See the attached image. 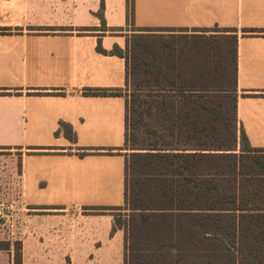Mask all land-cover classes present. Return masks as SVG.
Instances as JSON below:
<instances>
[{"label":"crops","instance_id":"obj_1","mask_svg":"<svg viewBox=\"0 0 264 264\" xmlns=\"http://www.w3.org/2000/svg\"><path fill=\"white\" fill-rule=\"evenodd\" d=\"M101 1L0 0V147L16 150L0 164V201L17 205L0 224V264H16L17 242L20 264H128L131 235L140 236L141 247L167 241L155 250L187 253L184 264H205L204 253L229 244L205 212L132 210L125 203L126 98L84 90L125 86L126 60L111 50L126 47L132 27L188 36L237 29L233 151L243 153L242 129L259 149L252 154L262 162H253L254 178L242 186L251 188L253 234L264 235V0ZM102 18L108 29L101 33L79 29ZM99 40L107 52L97 49ZM61 121L73 127L75 141Z\"/></svg>","mask_w":264,"mask_h":264},{"label":"trees","instance_id":"obj_2","mask_svg":"<svg viewBox=\"0 0 264 264\" xmlns=\"http://www.w3.org/2000/svg\"><path fill=\"white\" fill-rule=\"evenodd\" d=\"M101 3L104 6V0ZM128 19L133 21L132 6ZM101 26L103 31L108 29L104 18ZM136 29L139 31L127 37L125 49L116 44L111 50L126 60L125 86L84 90L126 98L125 147L133 150L126 160V205L132 210L205 212L211 217L212 229L220 230L222 239L229 242L222 251L204 253L205 264H264V235H254L252 231L255 215L251 188L242 186L254 178L253 162H262L252 154L259 149L250 145L242 129L243 153L233 151L238 140L237 29L224 28L225 33L220 35L191 36L163 33L160 31L166 29L159 28ZM229 41L234 43V81L232 85L216 86L205 72L212 74L213 63L206 68L197 59L208 49V53H220L218 58L226 62L231 52L226 48ZM138 45L143 46L140 53ZM97 49L107 52L100 40ZM124 88H130V95L123 94ZM60 127L67 137L76 140L69 123L61 121ZM140 181L160 186L142 187L138 185ZM188 181L207 186H174ZM141 242L140 236L127 238L128 264H184L187 259V253L181 251L155 250V243L167 241L146 240L147 246L143 247ZM150 245L152 251L142 250ZM15 251V263L20 264L18 242ZM200 255L203 254L195 253Z\"/></svg>","mask_w":264,"mask_h":264},{"label":"rangeland","instance_id":"obj_3","mask_svg":"<svg viewBox=\"0 0 264 264\" xmlns=\"http://www.w3.org/2000/svg\"><path fill=\"white\" fill-rule=\"evenodd\" d=\"M93 28H95L94 30H99V33H101L103 31L101 25H99L97 27H93ZM129 28L130 27H128V29ZM131 29L136 30L135 32L139 31L138 29H136L134 27H132ZM132 33H134V32H132ZM132 33L128 34V36L132 35ZM221 40L222 41H221V43L219 42V45L222 44V42H223V39H221ZM227 44L228 45L226 46V48L230 49L231 52L228 54L229 57H228L226 62L223 59H222V61H220V59H219L221 57L220 53H218V55H216L215 54L216 52H214V54H213V52H210V50L208 53V52H206L208 49H205L204 54L199 56V58L197 59L198 62L200 63V65H203L206 68L209 66L208 64H211V62L213 63L212 74L209 71L207 72V70L205 72L209 73V78L212 76L211 80H213V83L216 86L221 85V84L232 85L233 81H234V64L232 62V51H233L234 43H233V41H229ZM219 45H218V48H219ZM140 50H143V46L138 45V53H140ZM140 76H142V73L140 74ZM122 92L125 95H130V88H127V89L124 88ZM230 101H231V98L229 97L228 102H227V104L229 105V110H230ZM140 134H141V129H140ZM125 149H126L127 156H129V154L133 151L130 146L125 147ZM15 151L16 150L12 149V148L0 147V164L10 163V160H8V158L10 159L11 154L14 153ZM17 163H20V156L17 157ZM130 178L132 179V176ZM15 254H16V251H15Z\"/></svg>","mask_w":264,"mask_h":264},{"label":"built area","instance_id":"obj_4","mask_svg":"<svg viewBox=\"0 0 264 264\" xmlns=\"http://www.w3.org/2000/svg\"><path fill=\"white\" fill-rule=\"evenodd\" d=\"M17 210V205L14 201H0V224L10 222L12 216Z\"/></svg>","mask_w":264,"mask_h":264}]
</instances>
